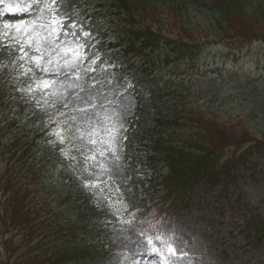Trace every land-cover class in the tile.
Wrapping results in <instances>:
<instances>
[{
  "label": "rangeland",
  "instance_id": "1",
  "mask_svg": "<svg viewBox=\"0 0 264 264\" xmlns=\"http://www.w3.org/2000/svg\"><path fill=\"white\" fill-rule=\"evenodd\" d=\"M214 1L179 0L185 10L177 6L154 9L153 4L145 8L140 5L137 10L144 11L140 13L141 23L149 24L163 38L201 45L212 42L214 37L222 38L208 17ZM261 1L235 2L239 13L230 18V26L248 33L250 39L224 38L220 44L203 45L191 58L194 75L187 64H158L154 74L147 77L137 70L142 61L129 60L117 49L108 48L105 39L117 40L121 30L119 21H109L100 13L101 0H0V86L5 87L4 94L15 105L22 98L26 109L20 111L24 127H38L39 142L46 143L50 148L47 154L56 159L54 164L41 166L42 174L39 172L37 179H44L38 186L32 184L30 175L21 178L19 150L10 147L14 138L10 133L3 135L0 127V177L12 164L10 188H25L28 193L15 209L0 200L4 203L2 212H7L0 221V264H44L52 245L35 253L31 248L46 234L58 230V220L50 221L51 217L59 215L63 221L80 224L89 221L94 213L92 191L84 194L86 189L64 162L68 149L62 154L55 149L56 144L68 146L62 126L73 127L67 137L77 130L79 146L90 152L88 163L95 165L101 183L111 186L117 179L122 185L125 174L131 176V183L135 175L144 180L153 174L148 163H140L145 154L141 140L147 144V131H158L169 116L166 114L175 109L172 99H178L180 92V98L188 100L192 111L183 113L178 122L180 130L175 127L177 133L167 132L166 141L180 144L189 130L203 134L196 138L198 143L221 150L217 157L220 163L233 157L226 175H221L216 184L207 177L198 179L184 194L183 202L173 209L153 211L150 219L138 226L133 218L122 221L119 217L115 230L104 233L110 240L104 258L70 264H264V241L256 239L251 225L264 221ZM29 8L31 11L25 14L15 12ZM230 33L234 36L236 31ZM102 62L103 68L98 69ZM181 76L185 88L178 87ZM158 86H169L173 94L161 98ZM52 115L66 122L51 128L45 121ZM44 123L47 126H42ZM198 124L204 130L198 129ZM14 154L16 157L8 163ZM35 155L41 157L39 153ZM44 182L48 203L41 198L40 185ZM124 193L134 205H126L127 210H133L135 204L125 190ZM144 193L148 194V188ZM59 198L70 205L60 208ZM104 223L100 222V226ZM91 235L94 238V232ZM5 240L7 244H2Z\"/></svg>",
  "mask_w": 264,
  "mask_h": 264
},
{
  "label": "trees",
  "instance_id": "2",
  "mask_svg": "<svg viewBox=\"0 0 264 264\" xmlns=\"http://www.w3.org/2000/svg\"><path fill=\"white\" fill-rule=\"evenodd\" d=\"M115 1H117V5L120 8L123 21L128 24V30H126L127 43L124 49L125 52H132L135 55L144 54L146 60L151 61V66H154L156 63L160 62L162 57L160 56L158 58V62H153V60L149 59V56L154 54L155 51L161 50L163 53H166V55L163 56V63L165 64L169 61L175 60L182 63H188V65L192 67L194 66L192 65L193 60H191V58L193 54L199 53L200 48L192 46L180 38H163L158 32L152 30L149 24L141 23L140 13L144 11L140 12L137 10L140 8V5L145 8L152 4L153 6L151 7L154 9L161 7H168V9H170L172 6H177L179 9L185 10L182 7L183 4H181L179 0ZM235 2L249 3V0H215L209 11L208 17L210 23L213 25L215 24L214 30L222 37L221 40L224 38H235L236 36H242L245 40L251 38H247L249 35L243 30L237 31L235 30L236 27L234 28L233 26H230V18L233 17L234 14L237 15L239 13V9L235 6ZM256 2L257 0H254V4H256ZM261 3H264V0H262ZM241 11L243 12L245 10ZM226 22H228V24L224 25ZM235 31V35L231 36L230 32ZM119 44L121 45V43ZM192 75H194L193 71ZM4 93L5 87L0 86V127L2 126L4 131L3 135L10 133L11 137L14 138L13 142L9 144L10 147L13 146L15 150H19V158L17 159V162L19 163L22 160L20 164L22 170H20V172L23 173V176L20 177H25L26 174L30 175L31 179H33L32 184L38 186V182L44 179H37L39 172L43 169V165L48 163L54 164L56 159H53V155L49 153L47 154V149L50 148L46 147V143L39 142L41 135L38 130H36L38 127L35 129L32 125H30L29 128L27 127V129L24 127L25 123L21 121L22 116L20 113L21 102H18L17 106H14ZM9 101L13 106L11 104L9 105ZM179 102V99L177 102H174L173 100L172 103H175V109L172 112H169V114H166L169 116L164 118L165 122L163 123L162 121L163 125L161 124L158 126V131H147L145 137L147 144H145L144 139L141 140L144 145L145 154L144 157H142L143 161L140 163H148L153 172V175L147 176L146 180H139L134 184L136 199H139V197L142 198V209L144 210H142L143 216L141 219L145 222L150 219L153 211L158 212V210L161 209H173V207L181 203L183 201L184 193L201 177L207 176L210 181L212 179L213 183H217L221 175H226L225 170H227L229 163L233 161V157H229V159L220 163V160H218L217 157L220 156L221 150L216 151V149L207 148L206 145H200L196 138H202L203 134L195 132L194 130H189V134L186 135V138H181L182 140L180 144L166 141L165 135L167 132L171 131L177 133L175 127L180 130L178 122L181 120V116L184 115L183 113L186 110L188 113L192 111V105H189L186 100L184 101L181 99V103ZM8 106L12 107V110L7 111L6 108ZM14 109L17 110V113L14 112L12 114ZM198 129L204 130V126L198 124ZM78 145L79 144L72 147L73 143L70 144V150L67 152L66 160L64 162L70 170V173L77 181L79 180L82 187L86 189L84 194L86 195L92 191V194L90 195L92 198L91 203L94 206V213L91 214L89 221L85 223L80 221V224H73L72 221L69 220L63 221L59 215V217L57 215L51 217L50 221L53 220L54 222V220H58L56 225L58 230L46 234V236L42 238V241L37 242L31 248L32 252L35 253V251H38L41 247H46V245L53 246L50 247L52 253H47V258L43 260L44 264H70L82 261L83 259H93V257L103 256V249L110 247V240L105 238L106 235L104 233L115 230L117 224L120 223L117 219H119L123 213L122 209L124 206L122 203L125 201L120 197L122 203L115 199L120 192H113V187H109L106 184L95 183L93 168L91 165H87V162L85 161L87 158L82 153V150L78 148ZM33 146L36 147L33 148ZM233 147L235 148V151L239 150L238 146L234 145ZM56 150L59 149L56 148ZM37 153L41 154V157L38 158L35 155ZM15 157V154L10 156L8 158V163ZM36 159L38 160L37 162L35 161ZM45 160L47 162H45ZM159 166H162V169H159ZM11 169H13L12 164L8 166V169H4L3 172L5 173L0 177V200L7 203L8 208L15 209L18 208L21 199L25 196L27 197L28 193L24 190L25 188L20 191H18L17 188L16 190L10 188L8 175H10ZM50 170L51 169L45 172H49ZM133 180L136 179L133 178ZM45 182L40 185L43 194L41 198H43V202L48 203L47 199H49V196L44 194L46 187ZM124 184L125 185H122V187L131 189L129 182ZM148 186H150V190L148 194L145 195L143 189ZM25 187L27 189V186ZM4 196H6L5 199ZM53 202H55V200ZM58 202L60 204L59 206H61L60 208L68 207L70 205L68 201H65L63 198ZM4 203H0L1 222L7 217V212H2L1 210ZM58 212H60V209ZM103 221L105 223L100 226V222ZM53 222H50L51 226L53 225ZM251 225H253V227H251L254 228L256 239L259 241L264 240V221L259 220L255 223L251 222ZM91 231L94 232L95 236L90 240L91 242L96 241L95 243L99 247L92 245L90 242H87L88 244L84 245L82 239H88L92 233ZM2 244H7V240L2 242Z\"/></svg>",
  "mask_w": 264,
  "mask_h": 264
}]
</instances>
